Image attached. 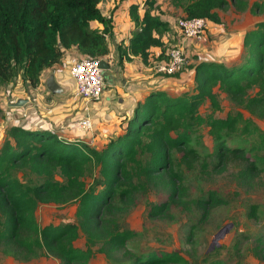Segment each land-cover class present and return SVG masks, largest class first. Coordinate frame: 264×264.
<instances>
[{"label":"trees","instance_id":"1","mask_svg":"<svg viewBox=\"0 0 264 264\" xmlns=\"http://www.w3.org/2000/svg\"><path fill=\"white\" fill-rule=\"evenodd\" d=\"M101 2L0 0V88L18 79L27 91L36 89L42 74L59 65L72 48L81 56L109 57L108 38L113 35V21L111 16L101 13ZM155 4L156 0H146L142 11L138 4L129 6L133 30L128 45L121 43L116 47L118 66L132 58H138L144 66L169 61L163 41L169 28L153 14ZM229 5L241 12L247 8L244 0H191L182 7V13L189 19L203 18L208 23L220 24L218 10ZM259 9L256 3L250 7L251 12ZM92 22L102 29L91 28ZM242 46L238 65L227 67L212 61L189 65L194 74L192 93L173 97L162 91L150 92L136 103L131 117L122 120L121 134L112 136L100 150L79 141L61 140L51 130H26L12 123L0 147V209L4 216L0 220V228L4 227L0 241L30 254L38 251L52 256L60 264H88L95 245L100 246L97 252L106 256L127 251V243L135 233L111 228L107 216L133 205L134 194L147 190L151 179L165 174L169 197L150 207V217L165 216L175 202L174 197L181 199L185 188L181 176L174 171L173 157L179 154L181 164L192 169L199 160L192 142L200 139L203 128L217 142L222 168L229 155L247 162L242 150L225 148L224 136L236 134L243 124L241 133L256 136L264 146V134L252 121L243 119L241 113L225 118H216L215 114L221 110L218 94L222 93L251 113L256 110L255 114L264 119V21L244 34ZM152 49L160 53L153 56ZM250 91H255L251 97ZM207 103L210 113L202 116L199 110ZM201 167L204 171L207 166L202 163ZM94 168L98 175L87 182L84 176ZM257 174L252 164L243 171L250 182ZM209 196L210 206L201 204L204 214L221 204L213 194ZM116 198L125 206L116 207ZM71 201L77 205L76 224L39 227L35 214L41 205ZM256 210L257 205H252L253 219L257 218ZM23 233L27 238H22ZM82 235L85 249L74 245ZM258 242L264 247V239ZM183 261L178 252L155 249L136 256L133 264Z\"/></svg>","mask_w":264,"mask_h":264},{"label":"rangeland","instance_id":"2","mask_svg":"<svg viewBox=\"0 0 264 264\" xmlns=\"http://www.w3.org/2000/svg\"><path fill=\"white\" fill-rule=\"evenodd\" d=\"M145 1L102 0L99 7L101 11H128L130 5L138 4L142 11ZM190 1L156 0L153 13L157 14L169 28L164 35V38H167L165 45L167 55L169 56V52L174 47H181L190 62V66L201 61H220L227 67L238 65L243 53L242 39L244 34L251 30L255 24L264 21L262 8L264 7V0H244L247 8L242 12L236 11L230 5L224 10H218L221 18L220 26H218L221 29L214 30V26L210 27L207 34L213 38H208L207 45L201 46L196 42L192 43L193 41H185L189 45L184 46L186 43H182L184 37L177 28L176 21L185 17L182 13V7ZM226 1L229 2L230 0ZM253 3H256L260 9L251 12L250 7ZM172 36L173 38H171ZM225 40L228 41L226 45H224ZM222 50L226 53L229 51L232 55H240L235 60L232 58L227 60L226 56L225 59H222L219 56ZM157 51L159 50H151L153 56H156ZM111 54L109 59L114 58L116 60V53L113 48ZM116 62L114 61L115 65L113 64L116 72L115 77L122 81L123 68L118 66ZM156 64L158 63L148 66L152 69L151 73L154 74V78L163 77L157 74ZM111 71L110 68L109 71L103 72L105 79ZM188 72L187 70L183 75L187 81L191 79ZM109 78L106 80L107 83ZM192 91L193 88L189 87L186 92L192 93ZM249 94L251 97L255 91H250ZM218 101L221 110L215 114L216 118H225L227 115L241 113L243 119L252 121L254 126L264 134V119L255 114L256 110L251 113L222 93L218 94ZM75 113L76 111L71 112L69 117L75 118ZM199 113L202 116L210 113L208 103L201 106ZM69 123L67 124L72 126L73 123L71 121ZM242 128L243 124L239 125L236 134L225 135L223 143L226 149L242 150L248 158L247 162L229 155L225 161V168H222L217 142L208 134L207 128L200 131V139L192 142L199 155V160L192 169L181 164L179 154L173 157L174 171L181 176L185 191L180 200L177 196L174 197L175 202L170 206L165 216L160 218L149 216V209L153 204L163 203L169 197L165 174L153 179V181L151 179L148 182L147 190L136 192L131 206L124 207L123 201L116 198L114 205L124 207V210L112 212L107 216L111 222V228L116 226L118 230L128 229L133 231L135 236L127 243V251H115L109 256L97 252L99 245L93 246L92 250L95 253L88 264H133L136 256L155 249L178 252L184 259L181 264H209L213 262L264 264V247H260L258 244L260 239H264V146L260 144V139L256 136H245L241 133ZM65 131V136L70 137L71 134L68 130ZM60 139L62 140V138ZM99 143L94 146L97 147V150L105 146V144ZM89 147L94 148L90 145ZM202 163L207 166L204 171L201 167ZM250 164L255 165L258 172L251 182L243 176V171ZM221 169L223 170L221 171ZM97 175L98 169L94 168L91 169V172H86L84 179L90 182L91 178ZM132 182L137 183L135 179ZM210 194L219 199L221 204L211 207L208 213L204 214L201 204L208 203V207L210 206ZM252 205H257L256 219L250 217ZM76 208L77 205L74 201L63 205H41L35 214L36 222L40 228L46 225L76 224ZM0 220H4L1 209ZM3 229L4 227L0 228V230ZM22 238H27V234L23 233ZM74 245L85 249V237L80 236ZM0 264L60 263L52 256L44 255L38 251L35 254H30L23 248L7 245L0 241Z\"/></svg>","mask_w":264,"mask_h":264},{"label":"crops","instance_id":"3","mask_svg":"<svg viewBox=\"0 0 264 264\" xmlns=\"http://www.w3.org/2000/svg\"><path fill=\"white\" fill-rule=\"evenodd\" d=\"M101 13L104 16H111L113 21V35L108 38L110 58L112 48L116 53V47L121 45V43H123L124 47L128 45L133 25L128 11H101ZM218 25L220 26V24L208 23L207 31L211 26H214V30L221 29ZM90 26L93 29H102L97 22L90 23ZM207 31L205 40L198 43L201 46L207 45V40L210 37ZM164 37L163 35V41L166 45L167 38ZM185 41L188 40L182 38V43H186L184 46H188L189 43ZM226 43H228L227 40H225L224 45ZM158 53L160 51H157ZM238 55L240 54L232 55L229 51L226 53V51L222 50L219 56L222 59H225L224 57L226 56L227 60H230V58L235 60ZM80 57L81 55L75 49L68 50L59 65L46 70L42 74L41 83L34 90L29 89L27 91L18 79L14 83L0 88V111L4 117H0V147L5 138L6 129L9 127L6 122L9 117L14 119L15 126L26 130H51L58 135V138H62L64 141H79L92 147L99 142L103 145L112 136L121 134L124 127L122 120L130 118L136 103L144 100L154 89L163 87L157 91L165 92L174 97L178 93L186 92L189 87H194V74L191 68L180 72L178 76L162 75L163 77L154 78V74L151 73L152 69L144 66L138 58H132L130 62L123 63V66H121L123 68V80L120 81L115 77L114 61L116 62L117 60L111 58L109 65L112 71L109 72L110 74L107 73V79L110 76L108 83L103 74L105 87L101 100L98 103L86 104L84 100L74 98L75 83L69 73L71 65ZM218 63L221 62L218 61ZM187 70L189 71L188 74L191 75L189 81L183 78ZM50 75L54 76L55 82L59 87L57 94L51 93L46 87V82ZM18 99H27L28 101L21 108L8 106L9 103H14ZM75 111L76 117L70 118L71 112ZM86 117L90 118L94 125V129L90 133L79 130L76 125L77 121ZM67 118L74 119L70 120ZM70 121L73 123L72 126L68 125ZM65 130H68L71 134L70 137L65 136ZM94 148L96 149L97 147Z\"/></svg>","mask_w":264,"mask_h":264},{"label":"built area","instance_id":"4","mask_svg":"<svg viewBox=\"0 0 264 264\" xmlns=\"http://www.w3.org/2000/svg\"><path fill=\"white\" fill-rule=\"evenodd\" d=\"M177 28L182 33L185 40L201 43L205 40V33L208 28V21L203 18L183 17L176 21ZM101 60L111 63L109 57L91 58L80 57L75 61L69 70L70 76L75 83L73 96L75 99H82L86 104L98 103L101 100L105 87L103 71L99 68ZM190 65L183 48L174 47L169 52V61L155 65L157 74L173 76L185 70ZM7 124L12 126L14 119L7 118ZM79 130L90 133L94 129L93 122L86 117L76 123Z\"/></svg>","mask_w":264,"mask_h":264},{"label":"water","instance_id":"5","mask_svg":"<svg viewBox=\"0 0 264 264\" xmlns=\"http://www.w3.org/2000/svg\"><path fill=\"white\" fill-rule=\"evenodd\" d=\"M98 66L103 72L109 71V69H110V65L104 60H101L99 62ZM46 87H47L48 91H50L51 93L57 94L59 92V87H58L57 83L55 82L53 75H50L49 79L47 80ZM27 101H28L27 99H18L14 103H9L8 106L11 108H21L27 103Z\"/></svg>","mask_w":264,"mask_h":264}]
</instances>
